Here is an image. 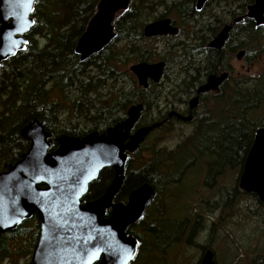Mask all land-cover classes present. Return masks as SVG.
<instances>
[{"label":"trees","instance_id":"obj_1","mask_svg":"<svg viewBox=\"0 0 264 264\" xmlns=\"http://www.w3.org/2000/svg\"><path fill=\"white\" fill-rule=\"evenodd\" d=\"M98 1L37 0L33 12L35 24L26 34V49L17 52L0 67V171L28 149L29 142L21 137L20 130L36 117L47 122V130L52 134L50 150L58 147L56 137L62 133L82 137L93 130L105 131L123 120L128 107L135 103L145 106L136 127L160 121L163 115L152 119L148 114L155 89L162 80L150 82L147 88L131 83L129 87L128 73L122 68V62L128 56L136 62L155 60L156 54L146 44L148 39L143 34V27L149 20L165 17H171L179 27L177 36H169L174 48L180 52L175 58L182 59V85L180 91L177 87H173V91L183 98L190 97L208 74L228 71L229 77L218 91L200 95L199 106L209 105L202 112H195V130L176 149H156L142 144L131 153L125 180L115 201L126 202L129 192L146 182L157 191L163 185L178 183L205 158L209 159L208 164L219 169L212 166L210 173L216 176L227 166L242 167L256 129L264 126V74L251 79L236 77L230 60L241 49L246 51L247 60L251 59L254 49L263 51L262 29L255 28L252 20L245 19L233 26L221 50L207 45L224 25L230 23L227 17L233 19L243 15L246 5L253 0H239L236 8L227 9V17L215 9L214 4L231 0H209L202 11L196 10V0H131L129 9L115 20L117 36L113 42L81 62L75 46L95 13ZM188 25L191 28L185 34ZM243 32L245 36H242ZM183 34V39H178ZM170 53L159 57L166 62L163 78H168L174 58L169 56ZM129 76L136 82L131 71ZM108 88L112 95L104 98L102 90ZM62 114L69 116V124L59 128L58 117ZM173 121H177L176 118ZM143 150L151 152L150 158L133 159ZM129 162H140L141 165L129 167ZM112 173V168L103 170L90 184L84 198L91 200L101 196ZM39 234L37 215L1 234L0 264H7V259L11 261L9 264H19L18 259L24 256L25 264H29L30 252L34 250ZM254 262L264 264V257L256 256Z\"/></svg>","mask_w":264,"mask_h":264},{"label":"water","instance_id":"obj_2","mask_svg":"<svg viewBox=\"0 0 264 264\" xmlns=\"http://www.w3.org/2000/svg\"><path fill=\"white\" fill-rule=\"evenodd\" d=\"M208 1L196 0V10L202 11ZM36 2L0 0V67L26 49V34L35 24ZM130 3L131 0L98 1L75 46L81 62L113 42L117 36L115 20L129 9ZM245 19L252 20L255 28L264 27V0L248 4L245 14L224 25L207 46L221 50L233 26ZM143 34L146 38L177 36L179 27L171 17H165L146 23ZM245 54L241 49L236 58L241 60ZM165 68L164 60L140 61L130 66L143 88L149 87L150 82L159 83ZM228 77V71L208 74L197 87V95L189 99L190 109L198 107L201 94L218 91ZM144 109L142 103L130 105L126 117L103 132L93 130L82 137L62 133L56 137L59 145L54 150H50L52 134L46 120L36 117L24 125L20 135L29 142L28 149L0 171V238L37 215L40 234L32 264H129L137 251V241L129 236L128 227L143 217L156 190L146 182L134 188L126 202H115V198L125 180L127 153L136 152L147 136L163 124L156 121L135 128ZM168 116L185 122L194 117L176 110L169 111ZM107 167L114 170V176L103 194L84 201L90 184ZM239 185L246 192L257 194L264 203V126L255 131ZM213 258L214 253L209 250L201 264H216Z\"/></svg>","mask_w":264,"mask_h":264},{"label":"rangeland","instance_id":"obj_3","mask_svg":"<svg viewBox=\"0 0 264 264\" xmlns=\"http://www.w3.org/2000/svg\"><path fill=\"white\" fill-rule=\"evenodd\" d=\"M220 1L216 0V2ZM238 4L239 0H231L230 2L214 4V8L221 11V14L227 17V9L230 7L236 8ZM227 19L231 22V18L227 17ZM149 21H147V23ZM190 28L191 25H188V28L185 29V34H187ZM261 29V36L264 43V27ZM185 34L178 37V39L182 40ZM242 36H245L244 32ZM147 39L148 41H146V44L156 54L154 61L160 60L159 57L168 52H171L169 56H174V58H172V65L168 69V78H163L162 84H158V89H155L154 101L148 114V118L150 117L153 119L159 115H164L171 108L178 109L179 107H183L184 105L182 104L187 103L192 95L190 97H184L186 100L182 101L184 98L181 94L172 89L173 87H177L180 91L179 87L182 85L183 78L180 71L182 59L175 58L180 55V52L172 45V38L169 36H162L156 39ZM254 50L249 60L246 58L238 60L236 54L230 60L234 76H239L243 79H251L260 74H264V48L263 51ZM135 62L133 57L128 56V58L124 59L122 62V68L128 73V63L130 72V66ZM135 80L136 82L129 76V87L130 83L139 87L136 77ZM110 89L111 88L102 90L104 98L111 97L112 90ZM180 98L183 99L180 100ZM207 105H209V103H205L202 106L200 105L197 111L199 113L202 112ZM68 117L67 114H62L58 117L59 128H63L66 124H69ZM77 121L79 120L77 119ZM82 126H84V123H82ZM195 128L196 123L194 120L189 122L181 120L171 121L168 125L164 126L163 129L158 128L153 130L146 138L143 145L147 147L153 146L156 149L173 150L176 149L187 136L192 134ZM150 154L151 152L143 150L140 151L139 154L133 156V159L147 160L150 158ZM207 160L209 159L205 158L201 163L198 161L184 176L182 181L177 184H167L169 186L163 185L160 191H158L159 204H164V206L166 203L169 204V214L174 221L165 226L157 224V229L170 231L173 233L172 237H174L175 235L181 234L184 227V223L176 219L177 215H181L183 220L184 216L191 214L192 206L193 211L194 209L204 210L207 208V215L201 220V225L191 241L193 243L209 242V245H211L217 254L219 264H255L254 258L256 256L260 258L264 257V205L256 200L254 196L246 193H242L239 198L234 196L231 203H225L223 201V195L234 188L233 186L236 184L239 169L227 166L225 172L219 175L215 182L212 180L211 182H213V185H210L209 175L206 176V173L201 168L203 162ZM133 163L136 167L141 165L140 162ZM176 194H180V196L174 200L173 195L176 196ZM204 224L206 226L202 227ZM165 244L166 243H163V239L155 244L157 249L154 248L149 253L148 259L150 261L148 264L151 262L154 264L156 263V261H154L155 257ZM176 246L177 244L170 247L172 250L166 253L167 257L158 264H193L195 259L197 260L198 257L194 255L191 247L185 248L186 246L181 245V247L179 245L176 252ZM181 248L185 249V251L179 252ZM174 252L176 253L174 254ZM32 253L33 251L30 252V255L28 253L30 257L29 264ZM18 261H20L19 264H25L26 256L19 258ZM5 263L9 264L11 261L7 259Z\"/></svg>","mask_w":264,"mask_h":264},{"label":"flooded vegetation","instance_id":"obj_4","mask_svg":"<svg viewBox=\"0 0 264 264\" xmlns=\"http://www.w3.org/2000/svg\"><path fill=\"white\" fill-rule=\"evenodd\" d=\"M253 1H252V3H253ZM246 8H247V5H246ZM128 53H129V51H128ZM242 59H245V56ZM128 79H129V63H128ZM221 86H222V84L220 85V87ZM220 87H219V89H220ZM209 92H214V91H209ZM196 95H197V93L195 91V94H193L191 97L196 96ZM199 104H200V101H199ZM182 105H184V106L183 107H179L178 109L170 107L171 109L168 110L163 115L162 119L160 120L163 123L161 125V127L163 125H165L166 123L168 125L171 121H173L174 118H176L175 116H173V117H169L168 116V113L171 110H176V111L180 112L182 115H188V114L192 113L193 116L195 117V112L197 111L199 105L194 110L190 109L189 100L187 101V103H184ZM194 117H193V119L191 121L194 120ZM176 119L180 120L178 118H176ZM181 121H183V120H181ZM135 128H136V126H135ZM249 150H250V148H249ZM127 155H128L127 156V163H128L131 153H127ZM246 157H247V155H246ZM245 160H246V158H245ZM244 163H245V161H244ZM244 163H243L242 167H236L237 169H239V174H238V177L236 179L237 181H236L235 186H233L234 188L232 190L228 191L225 195H223V201L225 203H227V202L231 203V201H233L232 198L234 196H236V198H239V196L242 193L250 194L251 196H254V195L257 196V194H255V193L246 192L239 185L240 175L243 172ZM133 165H134V163L129 162V167H132ZM212 166L214 167V169L219 170L216 166L210 165L206 161L203 162L201 168L206 173V176H208V175L210 176V178H211L210 181L213 180L215 182V180H217L218 176H216L215 173L214 174L210 173V171L213 170ZM109 168H111V167H107L105 169H109ZM105 169H103V170H105ZM225 170H223V172L221 174H223L225 172ZM125 172H126V170H125ZM112 175L114 176V170H113V173L111 174V176ZM113 176H112V178H113ZM112 178L110 180H112ZM212 183L213 182H211L210 185H213ZM155 190H156V196H155L154 200L151 202V204L148 206V208L146 209L143 217L138 222H136L134 224H131L128 227L127 232L129 234V236L135 238V240L137 241V251L135 253V256L129 261V264H148V262L150 261L148 259L149 253L154 248L157 249L155 247V244L159 243L162 239H163V243H166V244H165V246H163L160 249V251H158V255H156L155 260H154V261H156L155 264H158V263H161V261H164L165 257H167L166 253H168V252H170L172 250V248L170 249V247H172L173 245H176V244H177V246L175 248L176 252H177V249H178L179 245L180 246L184 245V246H186L185 248H187V247H191L192 248V251H193L194 255L196 257H198L197 260L195 259L196 262L194 261L193 264H201L204 255L209 250H211L214 253L213 260L215 261V263L219 264V261H218V258H217V254L214 251V249L211 247V245H209L210 244L209 242H206V243H196V242H194L193 243L191 241L192 238L196 235L199 226L201 225L200 224L201 220L204 219L205 216L207 215L206 213H207L208 209L207 208L204 209V210L194 209V211H193L192 210L193 206L191 204V206H192L191 207L192 208L191 209V214H189L188 216H184L183 220H182L181 215H177L176 219L179 222L184 223V227H183V230H182L181 234H178V235H175L174 237H172V234H173L172 232L166 231V230H161V229L158 230L157 229V224L165 226V225H168L169 223H171L174 220L170 217V214H169L170 213L169 212V204L166 203L165 206H164V204L160 205L159 204L160 202H159V199H158L159 193H158L156 188H155ZM130 192H129V194H130ZM179 196H180V194H176V196L173 195V199L176 200ZM84 197H83L84 201H87ZM257 198H258V196H257ZM257 198L255 197L256 200H259V198L258 199ZM91 200H93V199H91ZM260 202L263 203L262 201H260ZM263 205H264V203H263ZM208 208L210 209L209 205H208ZM38 222H39V220H38ZM205 226H206L205 224L202 225V227H205ZM153 237H154V239H153ZM194 246H196V247H194ZM35 247H36V245H35ZM34 250H35V248H34ZM34 250H33V253H34ZM183 251H185V249L181 248V250L179 252H183ZM176 252H174V254ZM33 253H32V256H33ZM30 264H32V258H31ZM95 264H99V261H97ZM150 264H154V263L151 262Z\"/></svg>","mask_w":264,"mask_h":264},{"label":"snow or ice","instance_id":"obj_5","mask_svg":"<svg viewBox=\"0 0 264 264\" xmlns=\"http://www.w3.org/2000/svg\"><path fill=\"white\" fill-rule=\"evenodd\" d=\"M90 255L94 256V255H95V253H91Z\"/></svg>","mask_w":264,"mask_h":264}]
</instances>
